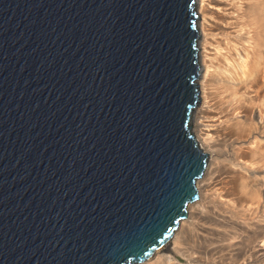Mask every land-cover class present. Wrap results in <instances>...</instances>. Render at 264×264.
<instances>
[{"label": "water", "instance_id": "95a60500", "mask_svg": "<svg viewBox=\"0 0 264 264\" xmlns=\"http://www.w3.org/2000/svg\"><path fill=\"white\" fill-rule=\"evenodd\" d=\"M195 0H0V264H132L197 198Z\"/></svg>", "mask_w": 264, "mask_h": 264}, {"label": "bare ground", "instance_id": "6f19581e", "mask_svg": "<svg viewBox=\"0 0 264 264\" xmlns=\"http://www.w3.org/2000/svg\"><path fill=\"white\" fill-rule=\"evenodd\" d=\"M195 1L198 97L189 123L208 154L185 216L132 264H264V0ZM239 230L242 249L218 260Z\"/></svg>", "mask_w": 264, "mask_h": 264}, {"label": "rangeland", "instance_id": "374dc122", "mask_svg": "<svg viewBox=\"0 0 264 264\" xmlns=\"http://www.w3.org/2000/svg\"><path fill=\"white\" fill-rule=\"evenodd\" d=\"M236 236L235 239V244L233 245L234 249L230 252H227L225 249L223 250L224 253H222V251L218 252V260H222L224 262L228 261V257H231V255H233L234 253L238 252L240 249H242L245 240H244V232L242 230L237 231L236 234H234ZM181 260H183L181 258ZM184 261V260H183Z\"/></svg>", "mask_w": 264, "mask_h": 264}]
</instances>
